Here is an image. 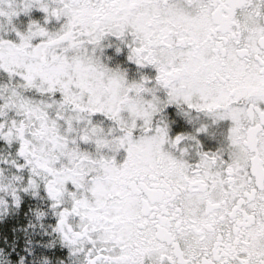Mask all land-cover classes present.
<instances>
[{
	"label": "snow or ice",
	"instance_id": "snow-or-ice-1",
	"mask_svg": "<svg viewBox=\"0 0 264 264\" xmlns=\"http://www.w3.org/2000/svg\"><path fill=\"white\" fill-rule=\"evenodd\" d=\"M0 264H264V0H0Z\"/></svg>",
	"mask_w": 264,
	"mask_h": 264
}]
</instances>
